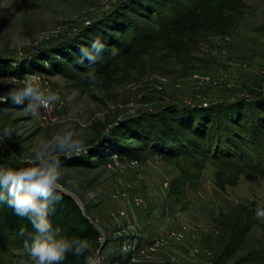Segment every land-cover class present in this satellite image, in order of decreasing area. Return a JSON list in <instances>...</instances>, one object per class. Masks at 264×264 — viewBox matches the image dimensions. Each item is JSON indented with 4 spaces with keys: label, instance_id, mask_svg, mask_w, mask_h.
Listing matches in <instances>:
<instances>
[{
    "label": "rangeland",
    "instance_id": "obj_1",
    "mask_svg": "<svg viewBox=\"0 0 264 264\" xmlns=\"http://www.w3.org/2000/svg\"><path fill=\"white\" fill-rule=\"evenodd\" d=\"M122 1L0 0V65L12 67L0 72L5 105L0 106V130H12L10 136L0 132V165L28 166L42 141L72 131L84 150L53 153L61 160L58 190L77 197L98 229L100 264H220L229 232L247 209L264 207V177L240 176L220 189L207 159L197 177L195 168L183 170L188 162L173 154L148 153L140 160L125 147L121 158L96 161L93 155L105 154L100 145L107 129L132 115L264 97V0H242V12L230 14L227 31L198 30L176 49L158 47L128 68L122 64L109 83L74 86L61 74L41 72V88L65 102L53 122H41L24 105L9 104L10 92L24 82L25 75L10 73L18 58L77 33ZM1 224L3 233L17 240L6 251L4 243L11 240L0 234V256L7 252L0 264H34L24 247L35 232L31 221ZM262 239L258 226L245 234L247 244L256 246ZM129 252L130 260L121 261ZM243 252L240 248L230 259ZM223 257L230 263L228 253Z\"/></svg>",
    "mask_w": 264,
    "mask_h": 264
},
{
    "label": "trees",
    "instance_id": "obj_2",
    "mask_svg": "<svg viewBox=\"0 0 264 264\" xmlns=\"http://www.w3.org/2000/svg\"><path fill=\"white\" fill-rule=\"evenodd\" d=\"M242 8V0H123L77 33L34 50L24 59L18 58L16 71L10 73L18 78L31 72L61 74L74 86L109 83L124 65L126 68L134 65L140 55L150 50L176 49L186 36L198 30L227 31L232 24L230 14L241 13ZM96 38L105 48L96 60L90 61L81 55V49L89 47ZM11 68L2 64L0 72ZM89 72L95 74V81L86 76ZM262 98L211 103L205 107L167 106L154 113L132 115L107 129L106 141L100 145L105 154L96 152L93 158L96 161H107L113 155L121 158L125 147L129 149L127 153L131 151L140 160L148 153L173 154L188 162L182 165L183 170L195 168L192 173L197 177L207 159L216 168L215 180L220 189L234 185L240 176L249 180L264 177ZM0 106L5 105L0 101ZM55 194L60 198L54 201L55 210L49 216L53 226H59L61 234L69 238L87 239L91 246L79 256L68 253L60 264H86L84 256L96 254L98 249L99 231L71 196L58 189ZM256 210L247 209L240 224L229 232L220 253V264H264V218L256 217ZM16 218L25 217L18 216L6 202L0 203L1 223ZM253 226L263 233V242L256 246L245 241L246 232ZM4 234L5 231L6 240H11L4 243L7 251L17 239ZM240 248L243 254L230 259ZM6 251L4 257L0 256L2 261ZM225 253L230 256V263H225ZM130 258L129 252L121 255L120 260Z\"/></svg>",
    "mask_w": 264,
    "mask_h": 264
},
{
    "label": "clouds",
    "instance_id": "obj_3",
    "mask_svg": "<svg viewBox=\"0 0 264 264\" xmlns=\"http://www.w3.org/2000/svg\"><path fill=\"white\" fill-rule=\"evenodd\" d=\"M104 48V43L96 38L89 47L81 49V55L94 61ZM86 76L96 80L92 72ZM9 95L13 104L24 105L25 110L33 116L60 98L57 92L42 89L36 76L27 78L21 87L12 90ZM0 132L10 136L12 130L6 127ZM82 150L83 142L75 138L72 131H64L42 141L28 166L0 165V203L6 202L18 216L31 221L35 232L25 240L24 247L34 264H60L70 252L79 256L90 250L87 239L62 235L60 227H54L49 218L55 210L54 201L60 198L55 193L60 188L61 160L53 153L78 154ZM255 216L264 218V207L258 208ZM84 259L86 264H100L98 253H90Z\"/></svg>",
    "mask_w": 264,
    "mask_h": 264
},
{
    "label": "built area",
    "instance_id": "obj_4",
    "mask_svg": "<svg viewBox=\"0 0 264 264\" xmlns=\"http://www.w3.org/2000/svg\"><path fill=\"white\" fill-rule=\"evenodd\" d=\"M31 76H36L39 80V83L42 84V78H44L43 74L38 72L26 73L24 76V81ZM64 105L65 102L63 100H57L52 102L48 107L41 109L39 112L41 122L48 123L55 121ZM96 253H98V251H96Z\"/></svg>",
    "mask_w": 264,
    "mask_h": 264
},
{
    "label": "water",
    "instance_id": "obj_5",
    "mask_svg": "<svg viewBox=\"0 0 264 264\" xmlns=\"http://www.w3.org/2000/svg\"><path fill=\"white\" fill-rule=\"evenodd\" d=\"M72 197L77 202V204L79 205V207L82 209V204H81L80 200L77 197L73 196V195H72Z\"/></svg>",
    "mask_w": 264,
    "mask_h": 264
}]
</instances>
